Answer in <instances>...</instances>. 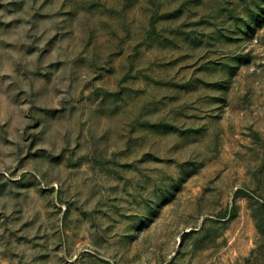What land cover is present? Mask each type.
Here are the masks:
<instances>
[{
    "label": "rangeland",
    "instance_id": "obj_1",
    "mask_svg": "<svg viewBox=\"0 0 264 264\" xmlns=\"http://www.w3.org/2000/svg\"><path fill=\"white\" fill-rule=\"evenodd\" d=\"M0 264H264V0H0Z\"/></svg>",
    "mask_w": 264,
    "mask_h": 264
}]
</instances>
